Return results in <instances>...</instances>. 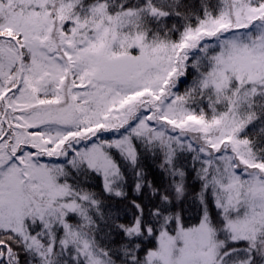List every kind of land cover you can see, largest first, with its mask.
<instances>
[{
    "label": "snow or ice",
    "instance_id": "snow-or-ice-1",
    "mask_svg": "<svg viewBox=\"0 0 264 264\" xmlns=\"http://www.w3.org/2000/svg\"><path fill=\"white\" fill-rule=\"evenodd\" d=\"M0 264H264V0H0Z\"/></svg>",
    "mask_w": 264,
    "mask_h": 264
}]
</instances>
